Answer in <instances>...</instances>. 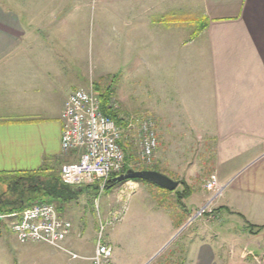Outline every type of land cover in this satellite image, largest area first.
<instances>
[{
    "label": "crops",
    "instance_id": "0c3cea01",
    "mask_svg": "<svg viewBox=\"0 0 264 264\" xmlns=\"http://www.w3.org/2000/svg\"><path fill=\"white\" fill-rule=\"evenodd\" d=\"M70 1L14 0L13 4L8 0L7 4L0 0V173L61 168L79 159L78 152L62 151V112L71 93L96 78L88 77L81 51L85 49L87 12L80 2L71 10ZM137 1L147 3L139 16L133 10L126 17L114 12L111 48L152 47L159 56H165L170 43L175 58L182 60L185 76L190 73L197 82L195 93H184L180 67L174 97L169 99L173 105L159 108L148 101L152 88L155 90L150 76L146 79L143 75L142 79L136 74L142 95L147 98L146 114L157 117L159 128L165 131L161 140L164 147L157 157L163 162L172 155L175 142L168 129L174 128L176 136L191 129L202 137L204 146L196 160L208 161L211 172L205 173L207 169L200 163L185 168L183 173L178 166L173 170L183 181L176 180L177 188H188L182 197L185 209L177 219L168 213V190L150 182H137L124 202L117 198L119 186L106 192L103 208L85 222L86 210L77 208L83 193L92 195L91 189L85 188L77 201L62 210L73 224L63 246L71 253L68 247L76 246L90 227L94 241L85 259L91 264L103 222L110 229L105 240L114 248V264H143L152 258L153 264H256L250 254L252 250L263 251L264 242L251 237L259 235L230 229L224 236L217 226H225V213L264 226V0H207L203 27L187 39L176 35L177 28L167 30L165 26L170 0ZM150 2L165 7L155 22L150 20ZM155 8L153 13H158ZM120 69L118 66L115 70L119 73ZM161 71H165V62L158 66L159 74ZM115 94L120 101L117 89ZM212 175L228 184L217 201L216 218H197L189 232H184L187 228L181 232L191 211L211 196L204 183L200 186L198 181ZM179 233L186 234L174 240ZM178 241L179 247L174 248ZM172 247L174 250L167 255Z\"/></svg>",
    "mask_w": 264,
    "mask_h": 264
},
{
    "label": "rangeland",
    "instance_id": "374dc122",
    "mask_svg": "<svg viewBox=\"0 0 264 264\" xmlns=\"http://www.w3.org/2000/svg\"><path fill=\"white\" fill-rule=\"evenodd\" d=\"M172 1L173 0H170L166 4L167 14L165 16L167 17V25L165 26L167 30H170L171 28H177L176 35L178 36L179 33V36H183L184 39L194 36L200 30L201 26H203V22L205 21V15L203 16V14H205L207 11L208 1ZM79 2L81 3V8L87 12L85 23L86 27L84 30L85 32L83 33L85 38V49L81 51L85 57L88 77L96 78L87 87L92 86L94 92L97 95L108 88L111 91L109 106L111 107V110L118 115V119L120 120L118 125L121 127L123 133L122 142L127 155V169H157L163 172L165 171L164 173L171 179H179L180 182H183L180 180L182 177L175 176L173 172L177 166L179 167V171L183 173L182 170H185V168H188L193 164L200 163L203 166V169H207L205 173L211 172L209 170L211 168L210 163L209 165H206L208 161L203 159H201V161L196 160L198 157L197 152H201L200 149L204 148V146H202V137L198 133L193 132L191 129H184L182 133L178 132L177 136L175 135L176 130L174 128L168 129L167 132L170 131L172 133L171 135L175 142L171 149L172 155H170V157L163 162H161L162 160L160 161V159L157 157L159 150L164 147V143L161 140L162 136L164 138L165 131L163 128L162 130L159 128V119L157 117L155 118L146 114L147 110L144 99L146 100L147 98L146 96L142 95L143 90L140 87V80L136 78V74L141 75L142 77L140 78L142 79L143 75H145V78L147 75H149L151 86L155 87V90L152 88L151 96L148 101L155 102V105L159 108H164L165 105L168 108L170 104L173 105L169 102V99L174 97L177 88L176 86L178 79L176 73L178 69L182 70L183 68L181 65L182 60H180V58L179 60L178 58H175V52L174 49L169 46L170 43H168V47L165 50V56H162V53L161 56H159V54H157L152 47L144 50L139 48L128 49L125 46L124 48L120 49L111 48L110 36L114 26L113 22L115 21L113 17L114 12H120L124 15V17H126L128 16V13L133 10L136 12L135 14L139 16L140 14L138 13L143 11V7H147V3L137 0H71L69 2V8L71 10L75 9ZM6 3L10 4V2L8 3V0H6ZM11 3L14 4V0H11ZM148 5L152 10V15L151 17L149 16L150 20L155 22L160 18L159 16L163 14V10L161 9H165V7H163L162 4L161 7H159V3L156 2H150ZM157 5L158 8H155ZM154 8L158 13H153ZM159 11L161 13L160 15ZM173 23H175V25H173ZM163 25L164 24H162V26ZM123 27L125 29L126 26L124 25ZM169 34L170 33L168 32V35ZM144 60H148L149 64L143 65L142 62ZM164 62L165 71H161V74H159L158 66L159 64L162 65ZM118 66H121L119 73L115 70L118 68ZM180 67L182 69H180ZM185 67L186 64H184V68ZM197 68L195 71H197ZM182 72L184 74V79L181 83V86L184 87L183 92L191 94V92L195 91L197 82L191 79L190 73H188L186 77L184 69ZM159 84L161 85V89ZM116 89L120 101H118L116 97ZM169 114L170 117H174V113ZM146 118L152 120L154 123L155 132L157 133L159 139V147L155 153V158L152 163L149 164L144 163L141 159H139V153L141 151V139L144 133V130L141 128L140 121ZM190 119L191 118H189V120ZM211 147L209 146L210 156L212 150ZM60 169V166L54 168L53 174H56V176L60 177ZM1 178L2 175H0V198L11 199L13 194L9 189L10 186ZM206 180L207 179L202 181L199 180L198 182H200V186ZM137 182L139 181L130 180L118 185L120 187L117 190V198L120 199L119 201L124 202V197L126 200V197L128 198L132 194V192L135 190L134 188H136ZM91 187H77V190L82 189V191L85 190V188L86 190L90 188L92 195H89V193L86 192L82 194L83 196L80 194L79 207L73 204V207L75 208L77 207L78 209L86 210L85 222L88 220L91 221V218L98 215V211L103 208V203L106 196L105 193L113 190L107 188L100 190L97 186L94 188ZM177 190H182V185H180V187L176 188L174 191H167V198L165 200L168 207V213L172 215L174 219L179 218L181 210L185 209V206L182 205L183 200L182 196H180L181 193L177 192ZM183 190L182 194H184L185 197V195L188 193H186L188 188L185 186L183 187ZM77 200L78 199L74 201ZM217 201L215 202V206ZM43 202L35 201L26 207ZM48 202L55 203L57 206L61 205L59 202L55 201ZM217 210L218 209L216 206L214 212L212 214L205 215L204 219L208 221L214 220L216 218L215 213ZM192 212V215H194L195 211H191V213ZM225 215L226 217L224 218V221H222L225 226H217L219 231L222 232L224 236L227 232H229L230 229L241 233L247 230L249 233H251V235H259L258 237H251V240H255L254 238H259L264 242V226H256L252 225L251 223H246V220L248 219L246 217H234L231 213L229 215L228 213H225ZM3 226V237L0 238V264H90V262L85 259V256L90 251V246L94 241L93 232L90 230V227L84 232L83 236L79 237L76 246L68 247L69 251L71 252L69 253L66 250L45 243L23 244L18 240L14 233L9 231L6 224ZM194 226L195 225L192 223L184 232H189L190 228ZM108 230H110L109 227L105 229L104 234H106ZM186 233L176 234L174 236V240L181 238ZM179 244L180 241L174 245V248H178ZM172 250H174L173 247L166 254L169 255ZM262 250L263 251L257 253H255L256 251L253 253L252 250V254L248 253V255L250 254L252 256L256 264H264V248Z\"/></svg>",
    "mask_w": 264,
    "mask_h": 264
},
{
    "label": "built area",
    "instance_id": "2783aa9c",
    "mask_svg": "<svg viewBox=\"0 0 264 264\" xmlns=\"http://www.w3.org/2000/svg\"><path fill=\"white\" fill-rule=\"evenodd\" d=\"M61 119L62 151L66 154L79 153V159L61 166V181L78 188L95 185L104 190L108 181L121 174L126 167L127 155L121 127L102 112L99 96L92 86L71 93ZM140 123L144 133L139 159L149 164L155 158L159 139L152 120L146 118ZM227 186L219 182L216 175L207 179L204 188L211 196L202 207L195 210L181 231L197 218L212 214L215 202ZM0 222L6 224L23 244L45 243L63 250H66L63 244L73 228L72 222L59 211L58 206L50 202L38 203L20 211L0 212ZM105 229L106 224L100 222L95 252L91 257L92 264H114V248L105 240ZM153 260L143 264H153Z\"/></svg>",
    "mask_w": 264,
    "mask_h": 264
},
{
    "label": "trees",
    "instance_id": "16d2710c",
    "mask_svg": "<svg viewBox=\"0 0 264 264\" xmlns=\"http://www.w3.org/2000/svg\"><path fill=\"white\" fill-rule=\"evenodd\" d=\"M98 95L101 100L102 112L114 119L117 123H120L118 115L113 112L109 106V99L111 97V91L109 88L100 92ZM53 170L54 169L52 168L44 167L32 171L0 173V175H2L1 179L9 184V189L13 194L11 199L0 198V212L9 213L20 211L35 201H55L61 204L58 206V209L62 213L66 204L78 199L82 189L77 190V187L64 184L60 177L53 174ZM126 170H128L127 167H125L123 172ZM111 179L107 183V189H113L114 187L124 183L122 182L118 185H114ZM134 181L147 182L139 179ZM183 195L184 194L182 193L180 194L182 197ZM3 225L4 223L0 222V236L2 235V231L4 229Z\"/></svg>",
    "mask_w": 264,
    "mask_h": 264
},
{
    "label": "water",
    "instance_id": "95a60500",
    "mask_svg": "<svg viewBox=\"0 0 264 264\" xmlns=\"http://www.w3.org/2000/svg\"><path fill=\"white\" fill-rule=\"evenodd\" d=\"M136 179L156 184L168 191H174L179 185L178 181L171 179L169 176L157 170H151V169H144V170L128 169L125 172L114 176L111 179V181L114 185H118L122 182L136 180Z\"/></svg>",
    "mask_w": 264,
    "mask_h": 264
}]
</instances>
